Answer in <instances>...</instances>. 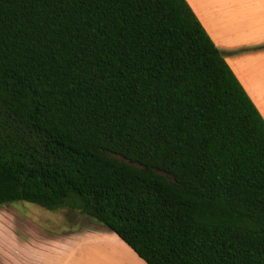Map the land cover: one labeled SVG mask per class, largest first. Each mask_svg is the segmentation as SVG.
Masks as SVG:
<instances>
[{"label": "trees", "instance_id": "16d2710c", "mask_svg": "<svg viewBox=\"0 0 264 264\" xmlns=\"http://www.w3.org/2000/svg\"><path fill=\"white\" fill-rule=\"evenodd\" d=\"M15 202L77 211L146 264H264V118L186 0H0Z\"/></svg>", "mask_w": 264, "mask_h": 264}, {"label": "crops", "instance_id": "0c3cea01", "mask_svg": "<svg viewBox=\"0 0 264 264\" xmlns=\"http://www.w3.org/2000/svg\"><path fill=\"white\" fill-rule=\"evenodd\" d=\"M186 1L264 118V0ZM10 225L0 221V264H146L114 233L24 230L16 242Z\"/></svg>", "mask_w": 264, "mask_h": 264}, {"label": "rangeland", "instance_id": "374dc122", "mask_svg": "<svg viewBox=\"0 0 264 264\" xmlns=\"http://www.w3.org/2000/svg\"><path fill=\"white\" fill-rule=\"evenodd\" d=\"M3 219L10 220V235L16 242L24 230L36 234L39 229H42L45 235L63 236L71 232L92 229L103 235H114L97 221L83 216L77 211L68 209L49 211L27 202H15L0 206V221ZM20 230L22 231L20 232Z\"/></svg>", "mask_w": 264, "mask_h": 264}]
</instances>
